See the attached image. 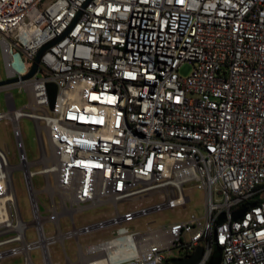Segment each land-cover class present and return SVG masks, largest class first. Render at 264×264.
Wrapping results in <instances>:
<instances>
[{
	"label": "built area",
	"instance_id": "built-area-1",
	"mask_svg": "<svg viewBox=\"0 0 264 264\" xmlns=\"http://www.w3.org/2000/svg\"><path fill=\"white\" fill-rule=\"evenodd\" d=\"M0 52L1 81L18 79L0 86L8 106L0 119L18 151L12 165L0 149V264L21 256L34 264L35 249L43 264H60L51 254L58 243L65 264H174L199 247L196 264H209L216 247L219 264H264V0H0ZM16 88L25 108L8 92ZM23 118L37 126L34 161ZM16 171L31 222L21 216ZM195 188L203 216L141 228L143 217L186 209ZM100 206L115 211L77 226ZM67 240L77 243L74 258Z\"/></svg>",
	"mask_w": 264,
	"mask_h": 264
},
{
	"label": "rangeland",
	"instance_id": "rangeland-1",
	"mask_svg": "<svg viewBox=\"0 0 264 264\" xmlns=\"http://www.w3.org/2000/svg\"><path fill=\"white\" fill-rule=\"evenodd\" d=\"M192 66L185 64L181 70L180 74L182 76H188L192 71ZM6 78V72L4 67L3 58L0 52V81ZM12 92L15 104L17 109L25 108L29 103V98L25 92L21 93L19 90L12 89ZM7 91H0V114L8 111V106L6 104L5 95ZM27 110V109H25ZM20 128L22 132V137L24 141L25 150L30 161H34L39 158V142L37 134V126L32 119L23 118L20 120ZM0 149L4 152H8V158L12 165L18 164V151L15 142V137L13 130L11 129L8 119H0ZM37 169V167H34ZM14 187L17 195L18 205L21 212L22 219L25 222H31L33 220V215L31 213V205L28 198V188L23 179V173L21 171H16L13 175ZM34 188L36 190H42L44 188V180L42 176H37L33 179ZM191 202L188 203L186 209L176 208L173 211H168L162 213L160 216H147L143 217L139 221L141 228H146L148 225H151V222L156 221L158 224H167L174 221H185L190 220L193 216H203L205 212V195L201 190L196 188L191 191ZM39 200L45 206L46 194L39 193ZM43 209V208H42ZM115 208L113 206H100L97 208H91L82 214V216L76 217L77 226H80L83 221L91 223L93 221L104 220V215L107 213H113ZM69 223L66 219L61 221V227L64 232L69 230ZM71 227V225H70ZM45 231L48 234L55 233V229L51 224H46ZM107 235L104 232L97 233L91 236L89 239L96 240L98 238H106ZM27 238L29 242H36L38 240L37 235L35 234V229L30 228L27 232ZM83 242H87V238H82ZM65 247L72 258L75 257V250L77 249V243L75 240H67L65 242ZM51 254L55 261L60 264H65V258L63 253V248L61 244H55L51 248ZM177 254V252H175ZM31 258L34 264H43L41 251L35 249L31 253ZM24 258L16 257L4 261L2 264H23Z\"/></svg>",
	"mask_w": 264,
	"mask_h": 264
},
{
	"label": "water",
	"instance_id": "water-1",
	"mask_svg": "<svg viewBox=\"0 0 264 264\" xmlns=\"http://www.w3.org/2000/svg\"><path fill=\"white\" fill-rule=\"evenodd\" d=\"M58 40L51 42L48 45H45L36 55L34 63L32 65V68L30 70V72L28 74H26L25 76H23L21 79L22 80H27L32 78L39 69V65L41 62V58L43 56V54L45 53V51L51 47L53 44H55ZM18 79H11V80H4V81H0V86H4V85H8L14 82H17ZM56 92H57V87L55 84H50L48 86V93H49V100H50V106L51 109H53L54 107V101H55V96H56ZM246 213V210H242L239 215L236 217V219L241 218L242 216H244V214ZM220 248V247H219ZM203 253V249L201 247L197 248L195 254L193 256H191L190 258L187 259H183L180 261H173L174 264H196L198 262V260L200 259L201 255ZM220 256H221V250H219V253L216 254V256L212 257L211 261L209 262V264H219L220 263Z\"/></svg>",
	"mask_w": 264,
	"mask_h": 264
},
{
	"label": "trees",
	"instance_id": "trees-1",
	"mask_svg": "<svg viewBox=\"0 0 264 264\" xmlns=\"http://www.w3.org/2000/svg\"><path fill=\"white\" fill-rule=\"evenodd\" d=\"M219 250H221V248H219V247H216V248L214 249L213 257L216 256V254L219 253ZM168 262H169V260H167V263H168Z\"/></svg>",
	"mask_w": 264,
	"mask_h": 264
}]
</instances>
